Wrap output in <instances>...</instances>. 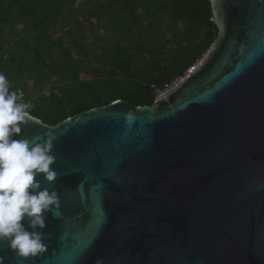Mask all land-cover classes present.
I'll use <instances>...</instances> for the list:
<instances>
[{"label":"water","instance_id":"obj_1","mask_svg":"<svg viewBox=\"0 0 264 264\" xmlns=\"http://www.w3.org/2000/svg\"><path fill=\"white\" fill-rule=\"evenodd\" d=\"M210 2L218 36L167 97L19 125L55 138L56 178L34 180L59 207L21 221L46 250L0 240L3 264H264V0Z\"/></svg>","mask_w":264,"mask_h":264},{"label":"trees","instance_id":"obj_2","mask_svg":"<svg viewBox=\"0 0 264 264\" xmlns=\"http://www.w3.org/2000/svg\"><path fill=\"white\" fill-rule=\"evenodd\" d=\"M56 1L60 8L52 14L39 0H0V74L10 92L30 100L29 113L51 126L116 100L152 106L156 90L198 64L218 36L210 0H110L106 11L120 14H111L115 31L100 40L105 47L97 46L93 58L79 48L84 63L58 38L61 55L54 57L48 44L55 45L54 30L81 6V0ZM93 18L89 10L77 32ZM69 42L77 44L74 34Z\"/></svg>","mask_w":264,"mask_h":264},{"label":"clouds","instance_id":"obj_3","mask_svg":"<svg viewBox=\"0 0 264 264\" xmlns=\"http://www.w3.org/2000/svg\"><path fill=\"white\" fill-rule=\"evenodd\" d=\"M31 107L30 103L17 102L16 93L9 91L6 77L0 74V240H7L10 249L21 257L46 250L44 233L26 231L22 219L26 216L32 229H43L46 217L42 213L59 207L57 193L34 180L41 173L46 182L55 180L56 173L50 168L55 163L51 155L55 138L44 142L12 139L21 132L19 125L30 118Z\"/></svg>","mask_w":264,"mask_h":264},{"label":"rangeland","instance_id":"obj_4","mask_svg":"<svg viewBox=\"0 0 264 264\" xmlns=\"http://www.w3.org/2000/svg\"><path fill=\"white\" fill-rule=\"evenodd\" d=\"M21 1V0H19ZM29 3V0H25ZM41 1V5L44 6V9L49 11L50 13L55 12V7L60 8V6L55 5L56 0H48V1ZM62 1V0H58ZM98 4V5H97ZM110 4V0H100V2L97 0H81V6L75 10L73 15H70V20H60L58 23V26L56 30L55 35H53L51 38L55 42V45L52 43H48L49 45H52L53 47V56L57 57L61 55L60 50V44L58 43V38L61 39L64 43V46L67 47L71 55L73 57L80 58L84 63H86V60L83 58V53L79 48H83L85 51L88 52L89 58H93L95 51L97 49V46L105 47L103 43H99L101 41H105L106 38L110 37L114 29V22L111 20V14L112 11H106L105 7ZM70 7L69 5H65L61 7L63 10V13H66L67 8ZM111 8V7H109ZM92 11V14L96 16V18H93L86 21L84 23V26L82 28V32H77L75 26L77 21H81L82 17L89 11ZM46 12V11H45ZM116 14H120V11L115 12ZM113 13V15L116 16V14ZM112 15V16H113ZM71 28L72 33L66 32L65 30ZM74 34L77 38V44H71L69 42L70 36ZM58 35V36H57ZM90 70V67H88ZM51 83L47 82L46 87L48 88ZM29 91V90H28Z\"/></svg>","mask_w":264,"mask_h":264},{"label":"built area","instance_id":"obj_5","mask_svg":"<svg viewBox=\"0 0 264 264\" xmlns=\"http://www.w3.org/2000/svg\"><path fill=\"white\" fill-rule=\"evenodd\" d=\"M200 62H201V61H200ZM200 62H199V63H200ZM199 63L196 64L195 66L189 68V69L185 72L184 76L176 78V79H175L170 85H168L165 89H163V90H156V98H155V101L158 100V99H161V98H165V97H167V95H168L170 92H172L174 89H176V88L182 83V81H183L186 77H188V75H189V74L195 69L196 66L199 65ZM16 95H17V102H19V103H22V102L30 103V100H28V99L26 98V96L24 95V93H23L22 91L17 92ZM30 104H31V103H30Z\"/></svg>","mask_w":264,"mask_h":264}]
</instances>
